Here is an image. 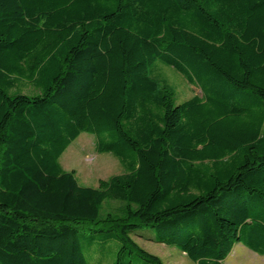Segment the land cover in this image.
Wrapping results in <instances>:
<instances>
[{
	"label": "trees",
	"instance_id": "trees-1",
	"mask_svg": "<svg viewBox=\"0 0 264 264\" xmlns=\"http://www.w3.org/2000/svg\"><path fill=\"white\" fill-rule=\"evenodd\" d=\"M82 133L123 173L65 171ZM141 229L264 256V0H0V264H163Z\"/></svg>",
	"mask_w": 264,
	"mask_h": 264
},
{
	"label": "rangeland",
	"instance_id": "rangeland-1",
	"mask_svg": "<svg viewBox=\"0 0 264 264\" xmlns=\"http://www.w3.org/2000/svg\"><path fill=\"white\" fill-rule=\"evenodd\" d=\"M158 74L160 79L165 80L174 88L178 102H183L194 96H201L197 87L188 84L181 75L172 69L160 67ZM95 142L94 135L82 133L59 159V164L65 171L75 173L80 185L93 188L98 187L99 181L123 173L122 167L112 154L96 152ZM112 206L115 209L118 207L116 204H112ZM155 235L156 233L150 229H141L133 239L143 250L160 258L163 264H195L177 251V248L140 238V236L154 237ZM241 250L250 254L245 256ZM223 264H264V256H259L242 244L236 243L224 259Z\"/></svg>",
	"mask_w": 264,
	"mask_h": 264
},
{
	"label": "crops",
	"instance_id": "crops-1",
	"mask_svg": "<svg viewBox=\"0 0 264 264\" xmlns=\"http://www.w3.org/2000/svg\"><path fill=\"white\" fill-rule=\"evenodd\" d=\"M241 251H243V253H245V256H247V254L249 253V252H247V251H245V250H241ZM250 254V253H249Z\"/></svg>",
	"mask_w": 264,
	"mask_h": 264
}]
</instances>
